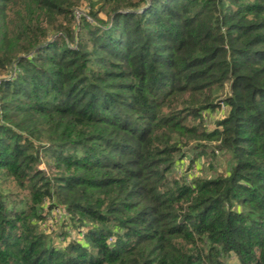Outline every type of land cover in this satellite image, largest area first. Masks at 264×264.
Instances as JSON below:
<instances>
[{
  "label": "trees",
  "instance_id": "trees-1",
  "mask_svg": "<svg viewBox=\"0 0 264 264\" xmlns=\"http://www.w3.org/2000/svg\"><path fill=\"white\" fill-rule=\"evenodd\" d=\"M0 264H264V0H0Z\"/></svg>",
  "mask_w": 264,
  "mask_h": 264
},
{
  "label": "rangeland",
  "instance_id": "rangeland-1",
  "mask_svg": "<svg viewBox=\"0 0 264 264\" xmlns=\"http://www.w3.org/2000/svg\"><path fill=\"white\" fill-rule=\"evenodd\" d=\"M226 114H227V109L226 108L223 109V106L220 109H217L216 111H214L213 113H210V115L207 116V124H208V126L211 127V128L214 127L216 125L217 121H219L220 119L224 118L226 116ZM191 155L193 156V154H191ZM188 158H191V156H188ZM188 158H185L186 160H184L183 163H181V166H182L183 170L179 169L180 165L178 166L179 171L180 170L181 171H186V169H188V167L190 165L189 162H188L189 161ZM227 158H228L227 155H220L219 154V158H218V160H216L213 170L210 169V167H209L210 166L209 165L210 162L207 160V162L205 163L206 159L203 158V161L205 160L204 161L205 164H203L204 168L197 169V172L199 171L198 174L199 175L202 174V175L205 176V174L208 175V173H209V175L212 176V175H215V174H219L220 172H223V170L225 169V167H227V164H228ZM41 168L43 170H46V165L42 164ZM194 171L195 170L188 171V173L190 175V180L193 179L194 177H197V175H198V174L195 175L197 172L195 173ZM205 171L206 172L208 171V172L206 173ZM5 192H7V190H5ZM56 212H57L56 217L54 219H51L48 223H46L47 225L52 227L54 225V223H56L55 220H60L61 219L60 218L61 215H59V214H61V212L59 213L58 210ZM56 212H55V214H56Z\"/></svg>",
  "mask_w": 264,
  "mask_h": 264
}]
</instances>
